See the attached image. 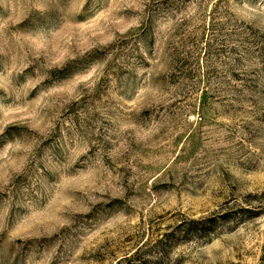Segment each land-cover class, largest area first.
Here are the masks:
<instances>
[{"label": "rangeland", "instance_id": "rangeland-1", "mask_svg": "<svg viewBox=\"0 0 264 264\" xmlns=\"http://www.w3.org/2000/svg\"><path fill=\"white\" fill-rule=\"evenodd\" d=\"M144 243L264 264V0H0V264Z\"/></svg>", "mask_w": 264, "mask_h": 264}, {"label": "trees", "instance_id": "trees-1", "mask_svg": "<svg viewBox=\"0 0 264 264\" xmlns=\"http://www.w3.org/2000/svg\"><path fill=\"white\" fill-rule=\"evenodd\" d=\"M210 233V232H209ZM160 243V242H159ZM149 244H142L134 254L129 257H124L120 259L117 264H147L145 260H143V253L145 248H147ZM142 256V257H141Z\"/></svg>", "mask_w": 264, "mask_h": 264}]
</instances>
